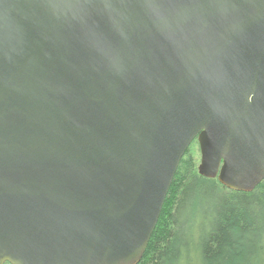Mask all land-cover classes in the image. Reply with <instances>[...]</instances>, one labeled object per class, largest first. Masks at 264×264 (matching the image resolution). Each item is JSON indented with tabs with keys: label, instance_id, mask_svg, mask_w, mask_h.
<instances>
[{
	"label": "water",
	"instance_id": "obj_1",
	"mask_svg": "<svg viewBox=\"0 0 264 264\" xmlns=\"http://www.w3.org/2000/svg\"><path fill=\"white\" fill-rule=\"evenodd\" d=\"M196 139L264 181V0H0V264H139Z\"/></svg>",
	"mask_w": 264,
	"mask_h": 264
},
{
	"label": "trees",
	"instance_id": "obj_2",
	"mask_svg": "<svg viewBox=\"0 0 264 264\" xmlns=\"http://www.w3.org/2000/svg\"><path fill=\"white\" fill-rule=\"evenodd\" d=\"M139 264H264V181L230 190L187 150Z\"/></svg>",
	"mask_w": 264,
	"mask_h": 264
},
{
	"label": "rangeland",
	"instance_id": "obj_3",
	"mask_svg": "<svg viewBox=\"0 0 264 264\" xmlns=\"http://www.w3.org/2000/svg\"><path fill=\"white\" fill-rule=\"evenodd\" d=\"M191 153L194 154L196 160H197V165H199L200 160H201V152H200V148H199V144L197 142H193L192 145L190 146V148L188 149ZM216 193H218L219 195L222 196V194H226L225 192L222 193L220 191H217ZM223 197V196H222ZM197 217L196 215H193L192 218ZM198 218V217H197ZM183 221H186V217L183 219ZM186 227V226H185Z\"/></svg>",
	"mask_w": 264,
	"mask_h": 264
}]
</instances>
